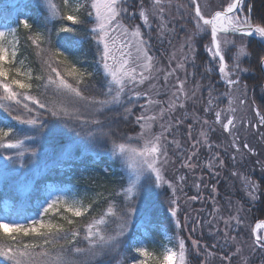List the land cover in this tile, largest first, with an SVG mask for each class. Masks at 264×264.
<instances>
[{"label":"snow or ice","instance_id":"obj_1","mask_svg":"<svg viewBox=\"0 0 264 264\" xmlns=\"http://www.w3.org/2000/svg\"><path fill=\"white\" fill-rule=\"evenodd\" d=\"M145 4L146 0H63L61 7L54 0H28L20 6L16 18L17 27L0 26V110L6 113L0 121V150L8 152L7 155L0 154V160L3 161L0 162L3 187H13L16 183L13 177L18 175V170L10 169V164L24 168L26 157H37L38 149L28 145L34 144L41 137H66L68 143L64 145V151L69 158L76 149L87 154L91 151L90 146L107 144L108 153L120 161L126 174L120 187L114 190L115 195L121 198L119 202L109 199L102 192L97 193L99 200H103L107 206L98 217H92L83 226L82 237L81 229L76 226V218L85 217L93 210V205L99 202L95 198L85 205L71 189L54 187L30 211L18 208L15 212H9L6 208L8 214L0 216V264H95L104 257L119 253L126 244L136 254L130 264H188L189 246L184 237L177 236L176 249L164 248L161 258L149 252L144 239L133 243L128 233L134 219L142 220L141 226L146 230L153 226L150 208L147 205L138 207V204L142 193L147 199L156 194V188L165 186L172 191L168 211L175 220L176 229L189 224L187 216L184 217L183 224L178 217L180 204L176 196L177 188L183 189L187 177L180 175L176 183H173L164 174L166 166L175 163L169 155L170 146L178 150V159L185 157L183 146L175 138L173 131L182 121L166 122V117H170L177 107L183 108L184 101L196 95V91L192 90L190 97L185 90L187 64L191 61L195 66L196 42L201 43L208 54L209 64L205 66V74L210 77L213 72L218 73L229 90L223 93L228 97V108L221 109L214 103L219 97L212 96L213 85L209 84L207 106L203 111L213 113L214 119L211 123L205 119L203 124L208 125L209 131L214 132L216 129L213 125H219L228 133L232 137L231 146L235 153H241L244 149L252 156L258 155L249 143L241 144L239 137L234 134L237 124L244 125L245 121L242 118L237 120V108L233 104L238 102L241 106L247 105L250 87H264V51L250 53L245 43L246 38L254 36L264 42V12L259 16L260 23L254 24L252 0H225L218 8L211 10H208L211 6L202 5L201 0H189V7L185 11L194 29L179 48L182 58L177 60L173 52L168 67L164 68L150 54V39H145L147 34L142 31V25L129 26L125 21L142 20L144 25L151 28L150 21L157 19L160 22L159 37L162 40L165 32L175 35V27L169 28L170 21L165 19L172 0H151L150 7ZM32 5L41 9V16L47 21L42 24V30L37 31L30 23L32 17L27 9ZM56 21L71 22L55 27L57 37L61 33L71 35H65L53 46V29L48 27V23ZM21 26L27 30L26 39L39 50L37 55L40 56L41 65L47 69L44 75L33 77L30 68L27 71L21 70L24 60L18 59L20 41L16 38V32ZM8 36L13 38L8 40ZM90 41L95 42V71H90L75 56V52ZM168 42L171 44V40ZM253 55L254 66L242 67L241 59L249 58L251 61ZM173 61H176L175 67H172ZM178 72L184 74L183 79ZM250 72L257 76L251 86L242 82V76ZM192 75L195 76V73ZM97 76L102 78L96 81ZM169 77H174L176 81L169 100H154L149 93L161 95L157 85L163 80L160 88L166 87ZM33 79L43 81L39 87L50 90L54 99L42 102L31 95ZM97 83L99 95H93ZM146 84L147 90H139ZM237 91L240 93L238 96L235 95ZM141 99L145 102L139 103ZM29 102L34 107H30ZM137 108L140 110L139 114L134 113ZM253 111L258 119L255 123L249 121L247 126L259 131L264 127V112L256 106H253ZM45 113L53 119H43ZM109 113L121 116L122 121L110 120ZM132 116L139 130L133 129L136 131L135 135L121 134L115 125L120 122L133 123L129 121ZM9 121H15L22 127L17 128ZM157 123L159 132L153 131ZM64 128L69 131H63ZM188 135L191 136L190 131ZM201 137L202 140H197L192 148L198 151L197 145H206L211 150L213 145L209 143L208 134L202 131ZM197 151H192L182 159L180 167L191 170L194 167L191 161ZM242 159L243 156L241 160L236 155L231 156L236 164L241 163ZM255 165L259 167L257 178L253 177L255 169L247 175L239 171L231 173L232 176L241 178L244 203L248 208L244 204L237 202L233 205L231 200L228 201L229 207H234V214H230L227 219L220 217L224 230L221 231L218 227L209 230L216 243L201 245L199 238L192 239L191 233L197 231L202 220L197 216L192 221L189 239L191 248L197 254L203 249L206 255L211 256L214 253L209 249L219 248L222 242L226 246L237 245L234 252L221 256L225 264H232L233 257L242 256V247L238 246L240 242L237 241L246 222L242 213L251 211L257 204L264 211V160L257 159ZM224 166L225 161L218 153L205 165L208 169ZM215 174L219 175L218 172ZM204 187L211 188L213 195L209 198L215 204V196L219 194L216 185L205 184ZM196 188L199 192L201 185L197 184ZM188 199L196 201L200 196ZM216 211L219 212V208ZM68 214H71V218ZM214 220L216 216H213ZM117 221V227L109 230L110 223ZM230 230L236 235H231ZM250 231L252 243L249 256L257 251L264 253V220L256 223ZM26 238L30 239L26 242ZM80 240L86 247L78 246L77 242ZM242 264H250L249 259H243ZM260 264H264V260Z\"/></svg>","mask_w":264,"mask_h":264},{"label":"trees","instance_id":"obj_2","mask_svg":"<svg viewBox=\"0 0 264 264\" xmlns=\"http://www.w3.org/2000/svg\"><path fill=\"white\" fill-rule=\"evenodd\" d=\"M182 1L184 2V8L179 11L173 10V13L171 12V15L166 19L167 21H170L169 28L175 27V35L165 32L163 40L159 37L158 24H154L157 20L152 19L153 24L151 25V28L144 25L142 20L132 19L128 21L129 26L132 24L142 25V31L147 34L145 39H150V54L156 58L157 62H162V64H166V66H168V61L171 59V54L173 52H175L177 60L182 58L179 48L184 44L186 37L194 29V26L189 22L190 18L185 11V9L189 7V0H172V2ZM27 2L28 0H0V22L8 25L13 24L17 27L16 18L19 14L20 6ZM54 2L62 7L63 0H54ZM201 3L202 5H210L211 7L208 10H211V8H218L219 5L225 3V0H201ZM252 4L253 23H260L259 16L264 12V0H252ZM145 6L150 7L151 0H146ZM27 11L32 17L30 23L34 25V28L37 31L42 30V24L47 21L41 16V9L32 5ZM181 17H183V19H181ZM64 23L70 24L71 22L56 21L48 23V27L53 29V46H56L58 41L65 35H71L65 33H61L59 37L55 35V27H59ZM182 29H186V31ZM16 35L17 39L20 41V55L18 56V59L24 60V66L21 70L27 71L30 68L33 77L46 74L47 69L42 67L40 56L37 55L39 50L34 48L30 41L26 39L27 30L23 29L21 26L18 28ZM81 35H83V30H81ZM169 40H171V44H169ZM204 43H207V40H204ZM245 43L248 45V51L250 53L255 54L264 51V42H262L260 38L249 37L245 39ZM195 47L197 49L195 54V66H193L191 61L187 64L188 76L185 90L189 92L190 97L192 90L196 91V95L195 97H191L184 101L183 108H187L186 115L188 116L182 121L178 128L173 130L175 138L178 139L183 146L182 150L185 153V157L192 151H197L192 148V145L197 139L202 140L201 133L199 132L200 128L196 127V125L201 126V122L205 119L209 121V116L212 115V113L208 114L203 111L207 106L209 84L213 85L212 96L214 98L219 97V100H214V103H217L218 108L226 106L228 97L224 96L223 93L229 91L220 79L218 73L213 72L210 77L205 74V66L209 64L208 54L204 51L201 43L196 42ZM94 51L95 42L90 41V43H84L75 52V56H78L90 71H95L96 69V63L93 57ZM233 52H235V49H233ZM175 63L176 61H173L172 67H175ZM229 63H231V61H229ZM254 64L255 55L251 57V61H249V58L241 59L242 67H250L254 66ZM192 73H195V76H193ZM177 74L180 75L181 79L184 78L182 72H178ZM101 78V76H97L96 81ZM256 79L257 76H254L251 72L242 76V82H246L250 86L255 83ZM171 81L174 84L176 83L174 77H171ZM32 82L33 88L30 90L31 95L41 99L42 102L54 99L50 90L46 91L44 88L39 87V85L44 83L43 81L33 79ZM197 84L199 87H197ZM0 94H2V92H0ZM92 94L99 95L98 83L97 88L93 90ZM158 96V99L164 101L165 93ZM152 97L154 98L155 96L152 95ZM248 100L251 101L254 106L260 107L261 111L264 112V87H257L254 89L250 87L248 91ZM144 102L143 99L139 101V103ZM4 103L7 102L5 101ZM29 106L34 107L30 102ZM183 108L177 107L175 112H178ZM40 111L43 112L44 110ZM139 112V108L134 109L135 114H139ZM171 115L175 116L173 112ZM5 116L6 113L0 110V121H2ZM42 118L45 120L53 119L48 116L47 113H45ZM175 118L177 119V117ZM109 119L113 121H122V117L115 113H109ZM129 121H133V123L120 122L118 125H115L121 134L133 135L139 130L138 126L134 123V116L129 117ZM9 123L17 128L22 127L17 125L15 121H9ZM189 125H191V129H189ZM61 127L63 126L61 125ZM204 127L205 130L206 128L208 129V125H204ZM133 129L136 131H133ZM63 131L68 132L69 130L64 128ZM189 131L191 132V136L188 135ZM205 132L208 134V140L210 142L214 137L213 132L207 130ZM199 133L200 135L198 136ZM69 135L74 136L75 133H69ZM216 135L217 142L211 143L213 145L211 150H209L206 145H197L198 156L196 157V160L198 163L202 160V165H205V159L208 161L214 156V154L218 153L219 157L225 161V166L223 168L216 169L219 175L210 173L211 171L206 167H204L203 171L205 170L206 175L208 174L209 180L213 178V184L216 183L217 186L219 193L217 195V206L219 208L217 216L227 219L230 214H234V207H229V200L232 201L233 205H236L238 202L244 204L245 208H248V205L244 203V190L242 188L241 178L239 176H232L231 173L233 171H239L240 173L247 175L251 170L255 169L253 177L257 178L259 176V167L254 163H247L244 154L242 153L243 151L235 154L234 149L231 146V139L228 135L224 134V132H217ZM171 138L172 137L170 136L169 139ZM67 143V138L64 136H57L55 138L48 137L47 139L41 137L34 144L28 145L29 147H36L38 149V155L34 159L26 157V167L19 168L16 164H10V169L16 168L18 170V175H14L13 177L16 181L15 185L8 188L3 187V179L0 177V216L8 214L6 208L9 212H15L18 208H24L25 210L30 211L38 201H42L45 198L46 185L48 183H75L99 191V193L102 192L105 196H108L109 199L116 200L117 202L120 201L121 198L115 195L114 190L120 187L126 174L121 167L120 161L111 157L108 153L109 145L101 143L98 146H90L91 151L87 154L82 153L80 149H76L71 158H69L64 151V145ZM10 151L11 150H9V152ZM97 153H99V155H97ZM0 154L7 155L8 152L0 150ZM169 155L175 163L167 165L164 174L167 179H171L176 175L178 180L180 173H187V168L180 167L181 160L185 157L178 159V150L174 146L169 147ZM232 155H236L238 160H241V157L243 156L241 163L236 164L233 162L231 160ZM0 162L3 161L0 160ZM234 164L235 167L233 166ZM9 174L13 175L11 172H9ZM25 181H31V186L28 187L26 191L23 190L22 187ZM183 187L188 188V190L183 192L184 194L180 195V197L196 194L192 193L193 191L186 184ZM105 189H107V191H105ZM179 192L180 191L177 193L176 191V195L180 194ZM109 193L112 194L109 195ZM155 193L156 194L149 196L147 199L144 198V194L142 193V199L139 202L138 207H144L147 205L150 208L153 226L158 227L159 225H162L167 231L174 232L175 225L168 211L169 198L172 195V191L171 189H166L165 186L164 188H156ZM96 199L99 202L98 204L93 205V210H91L85 217L76 218V226L81 229V237L83 236V226L92 217H98L101 211L107 206L103 200H99L98 197ZM68 215L71 218V214ZM242 216L245 218L246 222L243 225V231L237 236V241L240 242L238 246L242 247L243 254L242 256L233 257L232 264H242L243 259H249L250 264H252V262L260 264V261L264 260V253L257 251L254 255L249 256L252 243L250 229L254 227L257 221L264 219V211H262L260 205L257 204L251 209V211L242 213ZM221 222H223V220H221ZM117 224L118 221L110 223L109 230L115 229ZM141 225L142 220L134 219L132 221V227L131 231L128 233V237L132 238L133 243L134 236L139 234L142 228H144ZM223 229H221V231H223ZM230 234L236 235V233L231 230ZM128 237L125 238L126 241L128 240ZM28 239L30 238H26V242ZM77 243L80 247H86V244L82 240ZM236 246L237 245H235V247ZM217 251V261L221 264H225L221 259L222 249L219 247ZM135 255L136 254L132 251V248L126 244L121 247L119 253H113L110 256L104 257L101 260L96 261L95 264H130L131 259Z\"/></svg>","mask_w":264,"mask_h":264},{"label":"rangeland","instance_id":"obj_3","mask_svg":"<svg viewBox=\"0 0 264 264\" xmlns=\"http://www.w3.org/2000/svg\"><path fill=\"white\" fill-rule=\"evenodd\" d=\"M177 6H180V7H177ZM182 8H184L183 1L182 2H172V6L167 10V15L165 19H168V17L171 15V12L173 13V10L179 11V10H182ZM128 21L129 20H126L125 23H128ZM150 23L151 25L153 24L152 20L150 21ZM159 23H160L159 20L154 22V24H159ZM3 25H8V24L0 22V26H3ZM9 26L16 27V25H13V24H9ZM12 38H13L12 36L7 37L8 40H11ZM16 38H17V35H16ZM158 64L164 68L168 67L166 66V64H162V62L161 63L158 62ZM160 75H163V73H161ZM162 84H163V80H160L159 84L157 85V88L161 92V95L165 93L164 101L167 102L169 100L170 92L174 91V88L172 87L174 83H172L171 77H169L167 86L160 88V85ZM139 90H147V84L142 86V89H139ZM149 94L151 96L152 95L155 96L154 98L152 97L154 100H160L158 99L159 96L156 95L154 92H150ZM239 94H240L239 91L235 93V95L237 96ZM253 106L254 105L249 100H248L247 105L241 106L238 104V102L233 104V107L237 108V111H236L237 120H240L242 118L245 121L244 125L237 124L236 128L233 131H234V134L239 137V142L241 144L245 142L249 143V145L254 149V151L258 153L257 156H252L251 154L246 153V150L244 149L241 150L243 151L242 153L244 154L245 161L247 163L251 162L255 164V161L257 159L264 160V129L263 127H261L259 131H257L255 128L247 126L249 121H251L252 123H255L256 120L258 119L254 114ZM227 108H228V101H227L226 106L222 107L221 109H227ZM207 113L210 114V112H207ZM149 114H151V112ZM173 114L175 116L171 115L170 117H166V122L168 120L175 122L177 119L181 121L185 120L188 116L186 115L187 108H183L182 110L178 112L174 111ZM175 117H177V119ZM213 119H214V116L212 113V115L209 116V121L212 122ZM201 123H202L201 126L196 125V127L200 128L199 132L201 133L203 130H204L203 132H205L206 130L209 131V129L207 128L205 130L203 122ZM213 127L216 130H215V133L213 132L214 137L212 136L213 139L209 143L217 142V135H216L217 132H224L219 125H213ZM153 131L155 132L160 131L159 123L154 125ZM200 133L198 134V136L200 135ZM135 134L136 132L133 135ZM224 134L228 135L230 139L232 140V137L228 133L224 132ZM190 140H191V137H190ZM197 140H200V139H197ZM215 155L216 154H214V156ZM197 156L198 154H196V156L193 157L191 161L194 167L191 170L187 169V173H180L179 175H184L187 177L183 186L186 184L193 191L192 193H196L195 195L200 196V199L196 201L189 200L188 197L195 196L194 194H191V193H190L191 195H184L180 197V195L184 194L183 192H186L188 190V188L186 187H183L182 190H180V188H177V193L178 191H180L179 192L180 194L176 195L179 198L178 203L180 204V212H178V217L181 220V223L183 224L184 217L187 216L189 219L188 226L183 227L182 229H176L175 227L174 232L167 231L162 225H159L158 227L152 226L148 228L147 230L145 228H142L141 232L137 234L136 236H134L133 241L144 239L146 241V246L149 252L152 253L155 257L162 258V253L164 251V248L176 249L177 247L176 237L177 236L184 237L186 240V244H188L189 246L188 264H221L219 261H217V252H218L217 249L218 248L209 249L210 251H213L214 253L211 256L206 255L203 249L201 250L199 254H197L191 248V240L189 239V235H190V230H191V223L195 217L199 216L201 218L202 225L197 228V231L195 233H191V238L192 239L199 238L201 245H204V244L212 245L216 243V240L213 239V237L209 234L210 228L214 229L218 227L220 229H223L225 227L224 223L221 222L220 217L217 216V211H216V209L218 208L217 195L215 196V204H214L213 200L209 198L211 195H213L211 193V188L204 187L205 184L209 186L213 185V181H214L213 178L209 180L208 174L206 175L205 170L203 171L206 163L213 157L210 158L208 161L207 159H205L204 161L205 165H202L203 161L201 160L198 163V161L196 160ZM216 169L217 168L209 169L211 171L210 173L215 174L217 172ZM171 180L173 181V183H176L177 181L176 175H174L171 178ZM197 184L201 185L199 192L196 188ZM214 185H216V183ZM30 186H31V181H25L22 187H23V190L26 191L28 187ZM54 187H64V188L71 189L72 192L77 194V196L84 201L85 205H87L92 199L94 198L96 199L97 193H99V191H96L91 188L81 186L75 183H60V184L59 183H48L46 185V194L49 189L54 188ZM206 189H208L209 191ZM213 216H216V220L214 221H213ZM172 220L175 225L174 218H172ZM209 221H212V223L209 224ZM201 232L203 233V235H201ZM217 239H219L218 235H217ZM219 247L222 249V252H221L222 256L225 254H231L235 250V245H232V244L226 246L222 243L220 244Z\"/></svg>","mask_w":264,"mask_h":264}]
</instances>
